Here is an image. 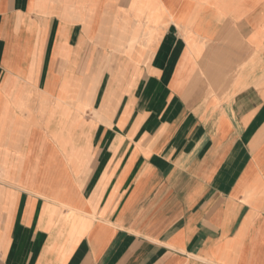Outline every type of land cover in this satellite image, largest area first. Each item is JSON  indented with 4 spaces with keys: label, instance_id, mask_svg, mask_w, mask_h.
Instances as JSON below:
<instances>
[{
    "label": "crops",
    "instance_id": "0c3cea01",
    "mask_svg": "<svg viewBox=\"0 0 264 264\" xmlns=\"http://www.w3.org/2000/svg\"><path fill=\"white\" fill-rule=\"evenodd\" d=\"M0 264H264V0H0Z\"/></svg>",
    "mask_w": 264,
    "mask_h": 264
}]
</instances>
